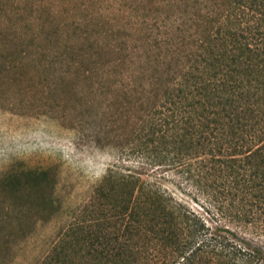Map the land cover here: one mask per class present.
Returning a JSON list of instances; mask_svg holds the SVG:
<instances>
[{
	"label": "trees",
	"instance_id": "obj_1",
	"mask_svg": "<svg viewBox=\"0 0 264 264\" xmlns=\"http://www.w3.org/2000/svg\"><path fill=\"white\" fill-rule=\"evenodd\" d=\"M127 3L154 15L130 26L141 41L130 59L152 73L138 85L130 69L122 104L139 163L109 169L85 206L103 242L59 241L39 264H264L219 219L264 234V0ZM146 167L180 171L216 212L145 179Z\"/></svg>",
	"mask_w": 264,
	"mask_h": 264
},
{
	"label": "rangeland",
	"instance_id": "obj_2",
	"mask_svg": "<svg viewBox=\"0 0 264 264\" xmlns=\"http://www.w3.org/2000/svg\"><path fill=\"white\" fill-rule=\"evenodd\" d=\"M127 2L0 0V264H39L59 241L103 242L85 206L109 169L137 167L124 90L130 69L138 85L152 73L130 59L141 43L130 26L154 15ZM143 177L216 212L212 193L178 170ZM219 219L264 250L261 231Z\"/></svg>",
	"mask_w": 264,
	"mask_h": 264
}]
</instances>
